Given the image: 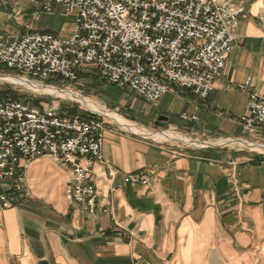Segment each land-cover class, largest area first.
I'll return each instance as SVG.
<instances>
[{"label": "crops", "instance_id": "0c3cea01", "mask_svg": "<svg viewBox=\"0 0 264 264\" xmlns=\"http://www.w3.org/2000/svg\"><path fill=\"white\" fill-rule=\"evenodd\" d=\"M36 1L0 0V35L35 31L44 12ZM235 5V40L213 90L205 100L188 93L194 143L107 126L93 213L66 200L69 165L31 161L19 194L0 181L11 195L0 210V264H264V150L253 147L264 132L237 122L248 95L264 94V0ZM62 11L52 4L49 22ZM134 174L147 184L123 183Z\"/></svg>", "mask_w": 264, "mask_h": 264}, {"label": "built area", "instance_id": "2783aa9c", "mask_svg": "<svg viewBox=\"0 0 264 264\" xmlns=\"http://www.w3.org/2000/svg\"><path fill=\"white\" fill-rule=\"evenodd\" d=\"M238 1L38 0L42 11L56 3L73 16L71 35H0V65L27 80L70 85L93 70L104 83L152 105L174 89L205 100L232 50ZM78 109L57 101L35 105L0 89V181L11 182V194L24 190L26 165L48 155L70 167L66 199L93 211V166L104 164V132L114 125L105 115ZM237 122L245 131L264 132V94L248 95ZM147 182L140 174L123 177L124 184ZM10 196L0 194V210L10 207Z\"/></svg>", "mask_w": 264, "mask_h": 264}, {"label": "rangeland", "instance_id": "374dc122", "mask_svg": "<svg viewBox=\"0 0 264 264\" xmlns=\"http://www.w3.org/2000/svg\"><path fill=\"white\" fill-rule=\"evenodd\" d=\"M63 13L65 12L62 11V14L55 16L54 24H52L49 22V20H51L50 17H48L47 13L44 11L40 13V21L34 23L31 29L37 32L51 33L60 38H67L72 33L74 18L72 15L67 16ZM17 78L27 80L14 72L6 70L0 65V89L3 91L13 92L18 97L24 98L34 104L38 103V105H43L51 101H57L62 106H66L68 109L71 108V110H79L78 108H81L82 110L86 109L89 112L98 113L94 109L80 103V99H78V97H82L86 100H91L95 104L104 106L107 110L113 111L118 116L128 120L130 123L141 127L139 133L140 135L144 134V136L151 137L153 134H162L173 129L174 131L188 137V125L191 124L190 121L184 120L182 115L185 114L190 116L189 114L191 112L193 100L185 90L180 91L174 89L173 91L165 94L156 105H152L138 97H135L134 95L127 94L113 85L104 83L97 77V74L94 73L93 70L89 71V73H83L79 80L72 85L63 82H56L53 84L54 82L48 83L27 80L37 87L38 90L35 89L36 91L27 85L18 83L16 81ZM57 88L68 92L70 91L69 93H72V95L69 94L67 96L65 93L54 91ZM74 93L77 94V96H74ZM169 111H173L175 114H171ZM160 115L167 117V122L163 127H159L154 124L156 118ZM105 119H109L110 122H112L109 117ZM113 125H118L117 127L126 130V128L124 129V127L120 126V124L116 123L115 125L113 123ZM263 135L264 134H262V137L257 139L258 142H264ZM155 139L161 140L160 142H179L171 138ZM253 147L259 151L264 150V144L254 143ZM97 205L98 197L95 208L89 213H93Z\"/></svg>", "mask_w": 264, "mask_h": 264}, {"label": "bare ground", "instance_id": "6f19581e", "mask_svg": "<svg viewBox=\"0 0 264 264\" xmlns=\"http://www.w3.org/2000/svg\"><path fill=\"white\" fill-rule=\"evenodd\" d=\"M16 81L20 84H24V85H27L29 86L30 88H33L34 90H38L37 87L35 85H33L31 82L27 81V80H24L22 78H17ZM35 90V91H36ZM52 91V90H51ZM54 91H57V92H62V93H65L67 96L70 94L72 95V93H69L68 91L66 90H60L59 88L55 89ZM54 93V92H53ZM74 96H77V94L74 93ZM64 97V96H63ZM73 98V97H72ZM78 99H80V103H82L83 105L91 108V109H94L95 111H97L98 113L102 114V115H105L107 117H109L113 123L116 125L117 124H120V126L124 127V129L126 128V130L128 131H131L133 133H140V128L141 127H138L137 125H134L133 123H130L128 120H125L124 118L118 116L116 113H114L113 111H110V110H107L104 106H101V105H98V104H95L94 102H92L91 100H86L85 98H82V97H78ZM118 126V125H117ZM142 133V132H141ZM142 135V134H141ZM144 136V134H143ZM151 136V135H150ZM151 138H160V139H164V138H171L175 141H179V142H182V143H185V144H193L194 143V140L187 137V136H184L176 131H172L170 130L169 132H166V133H162V134H153L151 136ZM196 143V142H195ZM197 144H204L202 142H198Z\"/></svg>", "mask_w": 264, "mask_h": 264}, {"label": "water", "instance_id": "95a60500", "mask_svg": "<svg viewBox=\"0 0 264 264\" xmlns=\"http://www.w3.org/2000/svg\"><path fill=\"white\" fill-rule=\"evenodd\" d=\"M137 120V119H136ZM167 122V117L166 116H163V115H160L156 118L155 120V125L156 126H159V127H163L164 124Z\"/></svg>", "mask_w": 264, "mask_h": 264}, {"label": "trees", "instance_id": "16d2710c", "mask_svg": "<svg viewBox=\"0 0 264 264\" xmlns=\"http://www.w3.org/2000/svg\"><path fill=\"white\" fill-rule=\"evenodd\" d=\"M48 83H52V82H48ZM35 105H38V103H35Z\"/></svg>", "mask_w": 264, "mask_h": 264}]
</instances>
